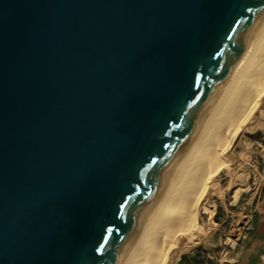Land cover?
Here are the masks:
<instances>
[{
  "label": "water",
  "instance_id": "95a60500",
  "mask_svg": "<svg viewBox=\"0 0 264 264\" xmlns=\"http://www.w3.org/2000/svg\"><path fill=\"white\" fill-rule=\"evenodd\" d=\"M264 0H0V264H118Z\"/></svg>",
  "mask_w": 264,
  "mask_h": 264
},
{
  "label": "rangeland",
  "instance_id": "374dc122",
  "mask_svg": "<svg viewBox=\"0 0 264 264\" xmlns=\"http://www.w3.org/2000/svg\"><path fill=\"white\" fill-rule=\"evenodd\" d=\"M250 60L248 64L252 63V59ZM263 67L264 65L261 68ZM248 71L249 69H245L242 74L245 73L246 76L241 74V78L250 80L251 84L254 83L252 91L248 92L249 95L243 94L246 95L241 98L243 101L240 100L239 104L233 105L234 108L232 105L230 108L227 107L231 103L228 100L226 107L223 106L221 111L218 109L222 114L216 112L213 119H209L211 120L209 127L204 128L207 131L203 129L206 131L203 137L208 135L209 140L198 150L199 152L197 151L198 155H195L197 162L194 163L196 165L191 168L197 169L195 176H192L193 179L189 177L190 174L182 177L183 174L187 175L185 171L180 176L182 179H177L176 182V188L184 182L182 187L185 189L181 193L173 194L171 191L169 195H165L159 206L160 209L164 207L172 193L176 195L175 199L183 196L185 202L193 205L195 211L190 221H186L182 212L178 215L179 221L177 220L178 224L176 223L175 227L178 229L181 222L182 226L189 227L188 231L182 233L185 235L179 236L177 230L173 235L161 233L158 240H154L156 250L153 249L156 252L153 257L155 263L152 264H182L181 259L184 255L187 256L184 264H250L254 261L256 237L264 232V95L256 102L250 103V100L257 97L261 90L264 91V77L256 74V77L250 76L248 79L249 74H246ZM244 90L237 91L236 93H239L230 96L229 99L232 101L240 99ZM211 144L216 145V149L209 148ZM215 151L216 154H213ZM190 182L196 184H191L192 186L186 184ZM153 222L155 221H152L154 225ZM147 230L149 236L155 231ZM164 238L170 242L163 240ZM148 240L149 237L146 236L138 250L136 249V253L130 255L131 264L136 262L139 264L137 252L142 253L141 250Z\"/></svg>",
  "mask_w": 264,
  "mask_h": 264
},
{
  "label": "bare ground",
  "instance_id": "6f19581e",
  "mask_svg": "<svg viewBox=\"0 0 264 264\" xmlns=\"http://www.w3.org/2000/svg\"><path fill=\"white\" fill-rule=\"evenodd\" d=\"M250 59H252V63L253 64L250 63L252 65L248 64L251 61ZM262 65H264V14L261 17V19L258 22V24L256 25L255 29L252 31V33L249 36V38L246 40V44L244 45V47H243V49H242V51H241V53L239 55L238 60L235 62L234 66L229 71L228 76L224 79L223 85L221 86L217 97L213 101L212 106L210 107L209 111L203 116V118L201 119V121L197 125V127H196V129H195V131H194V133H193V135L191 137L190 143H189L186 151L184 152V154L180 158V160L177 162L175 167L169 173L168 178H167V180H166V182H165V184H164V186L162 188V191H161L160 195L158 196V198L155 201L154 205L152 206V208L150 209V211L148 212V214L146 215V217L144 218V220L140 224L138 231L136 232L135 236L133 237L131 243L129 244L128 249L122 255V258L120 259L118 264H128V262H129V264H131L132 262L130 263V261H129L130 260V255L136 251V249L139 247L140 243L144 239H146V236L149 237V240L145 244L143 249L141 250L142 253L139 254L137 252L136 256L139 257L137 261L139 262V264H152V263H155V262H153L154 261L153 260L154 253L156 252V251H154V249L156 250V246H155V241L154 240H156V241L158 240L159 234L162 233V235L163 234H166V235L172 234L173 235V232H176L178 230V232H179L178 235L182 237V235H185V234H182V233H185L186 231H188L187 229L189 227H187V226L184 227V225L182 226V222H181V225L178 227V229H177V227H175L178 224V221H179V218H178L179 216L178 215H179L180 212H182V214L184 215L183 217L186 218V221H190L194 217V213L193 212L195 211L193 205L190 206L189 204H187L185 202V199L183 198V196L180 199H175L176 195H172V193L174 194L176 192H180L181 193V191L183 189H185L184 187H182V185L185 184L184 182L177 186L179 188H176L177 179H182V178H180V176L185 171L187 172V175L183 174L182 177L188 176L190 174L189 177L191 178L194 174H196L197 169L195 168L194 169L195 172H194V170H192L191 168L193 167V165H196V164H194L195 162H197V161H195V159H197V157H195V155H198L197 154L199 152L198 150L201 149L202 146H205V143H207L208 142L207 140H209L208 139V135L203 137V133L205 132V134H206V131H207V129H204V128L209 127V123L211 122V120H209V119L210 118L213 119V115L216 112L218 113L219 110L221 111L223 106L226 107V105H225L226 102L228 104V102L231 101V103L227 107H229V106L231 107V105L233 106L235 104H239V101L242 100L241 98L246 96V95L243 96V94H248V92L250 90L252 91V87H253L254 83L251 84L249 82L250 80L246 81L245 79H243V77L241 78V74L244 72L245 69H249V71L246 73V74H249L247 76V78L250 77V76H253V77L255 76L256 77V74L260 75L259 77L263 78L264 77V67L261 68ZM244 74H242V76ZM244 76H246V75H244ZM243 88L246 89V90H244ZM241 89L244 90V92H242L241 96L239 95L240 99L237 98L236 100H233L234 102L229 99L230 96H234L235 94L237 95L239 92L238 93H236V92L237 91H241ZM263 95H264V91L261 90V92L258 93L257 97L251 98V100H250L251 102L250 103H253L254 101L256 102V100H259V98L261 96H263ZM234 107L235 106H233V108ZM224 110L225 109H223V111ZM231 110H233V109L231 108ZM219 114H222V112H219ZM231 114L233 115V113H231ZM217 121H219V120H217ZM213 125H210V126H213ZM203 129L206 130V131H203ZM202 138H205V139L203 140ZM215 146L216 145H214V144L212 145L211 144V146H209V148L211 147L212 149H214ZM215 149H216V147H215ZM202 152L203 151H201V153ZM213 154H216V151L213 152ZM199 157H201V156H199ZM216 158H217V160L219 162V157L217 156ZM189 169H191V170H189ZM192 179H193V177H192ZM203 182H204V178H203ZM186 184L189 185V186H192L191 184H193V182L186 183ZM195 184H196V182H195ZM195 184H193V185H195ZM206 184H207V182H206ZM206 184H204V185H206ZM175 188H176L177 191L175 190ZM188 188H190V187H188ZM200 190H199V193H201ZM171 191H172V193L170 194V196H169L170 198L167 200V203H165V206L160 209L159 206L162 203V201L164 200L165 195H167ZM199 197H200V195H199ZM168 203H169V205H168ZM187 205H189V206H187ZM152 221H155V222H153L154 225L152 224ZM147 229L155 230L152 233V235H151L152 237L147 234V232H148ZM179 236H178V238H179ZM163 240H168V239L164 238ZM168 241L170 242V240H168ZM157 255H158V252H157ZM136 258H135V260H136ZM136 263H133V264H136Z\"/></svg>",
  "mask_w": 264,
  "mask_h": 264
},
{
  "label": "crops",
  "instance_id": "0c3cea01",
  "mask_svg": "<svg viewBox=\"0 0 264 264\" xmlns=\"http://www.w3.org/2000/svg\"><path fill=\"white\" fill-rule=\"evenodd\" d=\"M253 254L254 261L250 264H264V232L256 237V245Z\"/></svg>",
  "mask_w": 264,
  "mask_h": 264
},
{
  "label": "trees",
  "instance_id": "16d2710c",
  "mask_svg": "<svg viewBox=\"0 0 264 264\" xmlns=\"http://www.w3.org/2000/svg\"><path fill=\"white\" fill-rule=\"evenodd\" d=\"M186 258H187V256H186V255L182 256V259H181V263H182V264H184V263H185V260H186ZM196 263H197V261H196Z\"/></svg>",
  "mask_w": 264,
  "mask_h": 264
}]
</instances>
